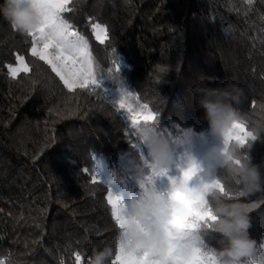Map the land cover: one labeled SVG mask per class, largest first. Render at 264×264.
Wrapping results in <instances>:
<instances>
[{"label":"trees","instance_id":"obj_1","mask_svg":"<svg viewBox=\"0 0 264 264\" xmlns=\"http://www.w3.org/2000/svg\"><path fill=\"white\" fill-rule=\"evenodd\" d=\"M67 8L62 19L87 42L99 81L91 88L69 90L32 56L33 36L0 14L4 264H77V254L87 264L94 247L110 245L115 252L118 230L107 201L113 189L104 176L135 189L129 156L137 148L145 152L115 103L122 93L131 94L128 102L137 109L146 104L158 113L172 134L191 129L208 136L204 111L189 89L202 74L214 75L212 87L231 80L244 89L237 107L249 128L264 130V0H69ZM95 25L107 29L103 42ZM17 56L29 70L12 76ZM205 153L199 144L193 159L203 165ZM250 155L264 174V132ZM214 174L231 186L229 201L250 208L251 235L264 239V189L239 195L223 169ZM206 246L220 247L215 233H208Z\"/></svg>","mask_w":264,"mask_h":264},{"label":"clouds","instance_id":"obj_2","mask_svg":"<svg viewBox=\"0 0 264 264\" xmlns=\"http://www.w3.org/2000/svg\"><path fill=\"white\" fill-rule=\"evenodd\" d=\"M0 14L21 34L41 23L35 0H0ZM217 79L202 74L189 91L204 111L208 131L220 143L207 149L203 165L189 156L180 167L177 144L186 142L192 130L177 136L159 121L140 122L137 130L145 152L137 148L128 160L138 194L121 198L123 222H116L115 252L110 245L94 247L87 264H112L121 249L140 264H206L209 258L214 264H264V239L258 242L251 235L250 208L239 200L229 201L231 186L214 174L223 169L242 195L264 189V174L250 155L264 130L249 128L237 107L244 89L231 80L210 86ZM173 165L180 174L169 177V188L163 192L156 177L167 175ZM209 232L217 235L220 247L206 246Z\"/></svg>","mask_w":264,"mask_h":264},{"label":"snow or ice","instance_id":"obj_3","mask_svg":"<svg viewBox=\"0 0 264 264\" xmlns=\"http://www.w3.org/2000/svg\"><path fill=\"white\" fill-rule=\"evenodd\" d=\"M35 3L40 11L41 23L37 29L28 33L34 37L31 48L32 56L39 57L41 61L48 64L69 90L76 87L91 88L98 85L99 81L92 66L87 42L78 33L72 31V26L62 19L61 14L68 10L69 0H35ZM94 30L98 39H101V33H103L104 39L107 38L106 28L95 25ZM17 61L19 67L9 66L12 76H16L21 70H29L23 56H17ZM118 70L119 65H117ZM130 98V93H122L121 98L115 103L119 109H123L127 113L131 127L136 130V136L139 138L138 124L142 121H158L159 114L152 112L146 104L137 109L128 102ZM221 187L223 188V185ZM239 195L242 194L239 193ZM107 201L111 205L115 222L122 223L121 197L110 190ZM76 260L77 264H80L81 257L78 254ZM0 264H4V262L0 261ZM114 264H140V261L124 253L121 249L115 256ZM206 264H214V261L209 258Z\"/></svg>","mask_w":264,"mask_h":264},{"label":"rangeland","instance_id":"obj_4","mask_svg":"<svg viewBox=\"0 0 264 264\" xmlns=\"http://www.w3.org/2000/svg\"><path fill=\"white\" fill-rule=\"evenodd\" d=\"M95 35L97 38L96 31H95ZM33 39H34V37H33ZM98 40L104 41L103 33H101V39H98ZM17 67H19V64L17 65ZM219 143H220L219 138L214 136L210 132H209L208 136L203 135L200 137L197 136L195 133L194 134L191 133V134H189V138L186 142H184L182 144H177V161H176V163L179 164L182 161V159L187 160L189 156H191L192 158L194 156H196L197 152H198L199 144L201 145V150L203 149L206 152L207 149L212 144H219ZM184 154H189V155H187L185 157ZM179 174H180V171H178L177 169H174V166L170 167L167 175H161V176L156 177V183H157L158 188L161 191L166 192L169 188V177H173V176L178 177ZM104 177L107 180H109L110 183H112V189H113L112 192L115 195H118L119 197H121L122 199H128V198H131V197L138 194V186H137V183L134 179H133L135 182L134 185L136 186V188L135 189L133 188L132 190H130L125 185H123L122 183H120V186H121L120 187L119 184L115 181V179L113 177H109L108 174H106Z\"/></svg>","mask_w":264,"mask_h":264}]
</instances>
